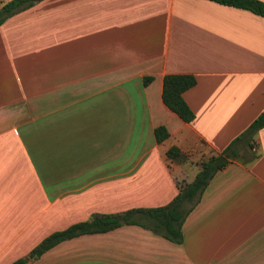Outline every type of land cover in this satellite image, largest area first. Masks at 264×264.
I'll use <instances>...</instances> for the list:
<instances>
[{"label":"crops","instance_id":"obj_1","mask_svg":"<svg viewBox=\"0 0 264 264\" xmlns=\"http://www.w3.org/2000/svg\"><path fill=\"white\" fill-rule=\"evenodd\" d=\"M171 73L195 79L182 93L188 122L161 101ZM262 110L264 17L248 10L40 0L13 12L0 23V264L94 213L166 205L176 180ZM160 125L168 136L156 143ZM170 146L185 163L165 158ZM230 149L184 215L179 243L127 224L25 264H264V126L252 147L240 139Z\"/></svg>","mask_w":264,"mask_h":264},{"label":"trees","instance_id":"obj_2","mask_svg":"<svg viewBox=\"0 0 264 264\" xmlns=\"http://www.w3.org/2000/svg\"><path fill=\"white\" fill-rule=\"evenodd\" d=\"M40 0H6L0 6V23L13 12L28 7ZM219 4L248 10L256 15L264 17V2L260 0H211ZM150 76H144L142 83L147 84ZM195 83L191 74L171 73L165 74L161 82V101L181 120L188 122L193 118V113L182 98V93ZM264 126V110H262L249 125L234 138L221 152L211 153L204 160L197 162V171L190 181L176 180L177 193L164 206L153 208L129 209L118 213L100 214L94 213L87 220L74 223L62 230L54 231L45 236L33 246L25 256L17 258L10 264H25L38 258L43 252L57 243L72 237L87 234L105 232L115 227L127 224H137L165 239L179 243L181 240V223L187 210L197 201L199 194L212 175L222 168L231 158V146L237 140L245 139L248 147H252L254 133ZM156 143L164 140L168 133L164 126H156L153 129ZM165 158L176 163H185L186 155L176 146L166 149ZM189 205L187 208L184 206Z\"/></svg>","mask_w":264,"mask_h":264},{"label":"rangeland","instance_id":"obj_3","mask_svg":"<svg viewBox=\"0 0 264 264\" xmlns=\"http://www.w3.org/2000/svg\"><path fill=\"white\" fill-rule=\"evenodd\" d=\"M1 1V0H0ZM4 1V0H3ZM1 3V2H0ZM1 5V4H0ZM36 167H37V169L40 171V163H37L36 162ZM196 172V168H192L191 170H189L188 172H187V181H190L191 179H192V177H193V175H194V173Z\"/></svg>","mask_w":264,"mask_h":264}]
</instances>
